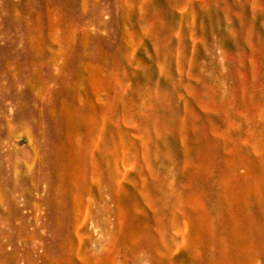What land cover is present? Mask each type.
<instances>
[{
    "label": "rangeland",
    "instance_id": "374dc122",
    "mask_svg": "<svg viewBox=\"0 0 264 264\" xmlns=\"http://www.w3.org/2000/svg\"><path fill=\"white\" fill-rule=\"evenodd\" d=\"M0 264H264V0H0Z\"/></svg>",
    "mask_w": 264,
    "mask_h": 264
},
{
    "label": "bare ground",
    "instance_id": "6f19581e",
    "mask_svg": "<svg viewBox=\"0 0 264 264\" xmlns=\"http://www.w3.org/2000/svg\"><path fill=\"white\" fill-rule=\"evenodd\" d=\"M19 31H20V33L22 34V36L24 35V34H26V35H29V34H31L32 33V31L29 29V27H27V26H21V27H19ZM23 32V33H22Z\"/></svg>",
    "mask_w": 264,
    "mask_h": 264
}]
</instances>
